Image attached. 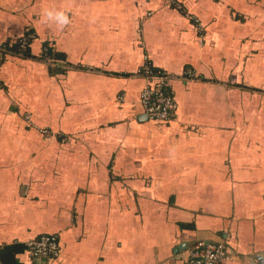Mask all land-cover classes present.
<instances>
[{
    "label": "crops",
    "instance_id": "1",
    "mask_svg": "<svg viewBox=\"0 0 264 264\" xmlns=\"http://www.w3.org/2000/svg\"><path fill=\"white\" fill-rule=\"evenodd\" d=\"M41 235L19 264H264V0H0V249Z\"/></svg>",
    "mask_w": 264,
    "mask_h": 264
},
{
    "label": "built area",
    "instance_id": "2",
    "mask_svg": "<svg viewBox=\"0 0 264 264\" xmlns=\"http://www.w3.org/2000/svg\"><path fill=\"white\" fill-rule=\"evenodd\" d=\"M27 39L19 40V47L24 48ZM45 62H53L46 54L42 57ZM149 80H156L154 84L146 82L139 94V104L147 119L168 121L171 119L175 103L165 92L168 75L165 73L152 74L147 66L139 71ZM28 119V116L26 117ZM28 254L35 259L53 260L58 257L57 239L53 235H41L25 243ZM228 259L222 243L196 241L188 252L186 264H221Z\"/></svg>",
    "mask_w": 264,
    "mask_h": 264
},
{
    "label": "trees",
    "instance_id": "3",
    "mask_svg": "<svg viewBox=\"0 0 264 264\" xmlns=\"http://www.w3.org/2000/svg\"><path fill=\"white\" fill-rule=\"evenodd\" d=\"M28 42H26L24 48H19V41H17V46L16 48H14V51L16 53L21 54L22 56H27L28 52H27V45ZM48 51L45 52L46 56H48L49 58L55 59L53 57V55L49 54V49H47ZM43 56H41L42 58ZM152 74H156L153 69L151 68ZM165 92L170 95L166 90ZM171 96V95H170ZM24 251H27L25 244L23 243H18V242H14L12 244L9 245H4L1 249H0V262L1 264H19L15 258V256L17 254L23 253Z\"/></svg>",
    "mask_w": 264,
    "mask_h": 264
}]
</instances>
